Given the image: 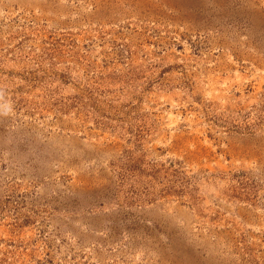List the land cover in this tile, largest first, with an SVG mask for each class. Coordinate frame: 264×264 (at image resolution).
Instances as JSON below:
<instances>
[{"label": "rangeland", "instance_id": "374dc122", "mask_svg": "<svg viewBox=\"0 0 264 264\" xmlns=\"http://www.w3.org/2000/svg\"><path fill=\"white\" fill-rule=\"evenodd\" d=\"M0 264H264V0H0Z\"/></svg>", "mask_w": 264, "mask_h": 264}]
</instances>
